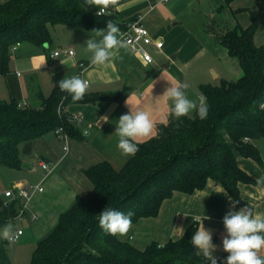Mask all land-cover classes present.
<instances>
[{"label":"crops","instance_id":"0c3cea01","mask_svg":"<svg viewBox=\"0 0 264 264\" xmlns=\"http://www.w3.org/2000/svg\"><path fill=\"white\" fill-rule=\"evenodd\" d=\"M8 1L0 0V3ZM77 1L93 13L98 11L89 5V0ZM106 10V16L122 26L141 20L149 36L163 42L161 50L153 46L147 49L153 58L152 64L145 63L129 48H121L108 65H92V54L86 50L85 41L100 37L79 27L56 25L67 27L64 38L52 40L44 47L21 43L17 52L12 53L9 72L0 75V104L15 101L21 108L40 107L42 100L59 89L58 81L64 76L79 75L89 80L86 94L121 93L116 101L65 107L69 115L83 117L81 124L73 123L82 137L70 138L68 152L63 151L62 144L54 133H50L20 145L21 169L0 164V193L28 190L37 185L43 188V193L33 194L26 203L24 216L16 219L21 225L17 231L21 230L23 234L7 251L11 264H30L37 243L54 230L60 216L78 197L91 192L92 184L85 174L87 170L108 163L120 171L131 159L132 156H124L118 150V137L114 134L118 118L129 112L125 105L128 98L138 107L150 111L156 123L154 134L144 143L157 136L159 128L167 124L171 115V101L166 102L161 97L170 86L166 79L187 82L190 86L187 94L195 99L201 95L203 86H219L242 77L239 61L230 57L215 41L216 33L223 34L236 27L247 28L254 14L258 24L254 42L264 47V2L232 0L226 4L225 0H173L165 4L163 0H118ZM67 50H72L74 56L62 54L50 58L54 52ZM79 63L86 64L81 74ZM164 71L165 78L162 76ZM194 115L195 112L186 117ZM103 116L108 117L107 123L100 118ZM234 134L257 149L252 142L259 144L261 139L264 140L249 129L236 128ZM41 162L51 165L49 173L41 169ZM238 165L255 181L253 185H239L245 206L264 215L263 162L257 164L252 159L239 158ZM225 193L214 182L191 195L175 193L164 201L156 217L140 220L119 238L139 250L152 243L165 245L182 238L190 226L196 224L198 228L199 224L192 218L200 217V223L212 231L213 243L217 245L213 255L223 259L228 255L222 250L223 217L229 210L243 208L236 206L233 209L230 196ZM0 199L4 200L3 196Z\"/></svg>","mask_w":264,"mask_h":264},{"label":"trees","instance_id":"16d2710c","mask_svg":"<svg viewBox=\"0 0 264 264\" xmlns=\"http://www.w3.org/2000/svg\"><path fill=\"white\" fill-rule=\"evenodd\" d=\"M232 0H225L230 4ZM257 4L264 0H255ZM111 20L119 29H127L114 18L97 16L77 0H9L0 3V75L9 72L11 49L29 43L37 47L50 44L48 25L79 27L95 33ZM257 21L247 28L236 27L215 34V41L228 55L236 58L242 69L240 79L219 86H203L208 115L201 120L176 119L172 114L155 138L138 145L139 151L120 171L108 163L85 172L92 190L78 197L63 213L54 230L37 243L30 264H209L197 255L191 237L197 225L190 226L182 238L165 245L152 243L139 250L119 235L106 234L99 227V214L106 208L134 212L132 225L158 215L164 201L175 193L191 195L209 182L222 187L236 206L244 207L239 185L255 181L238 165L239 158L261 164L259 150L234 134L236 128L249 129L264 138V47L254 42ZM59 89L40 107L19 108L11 101L0 104V164L21 169L20 145L34 141L64 127L70 138L82 137L67 116L58 115L63 101L72 104H96L116 101L121 93L86 94L79 102ZM18 201L4 205L0 199V231L17 219ZM7 241L0 239V264H11Z\"/></svg>","mask_w":264,"mask_h":264},{"label":"clouds","instance_id":"9594fccd","mask_svg":"<svg viewBox=\"0 0 264 264\" xmlns=\"http://www.w3.org/2000/svg\"><path fill=\"white\" fill-rule=\"evenodd\" d=\"M118 0H89V5L98 9L96 15H101ZM99 40L90 38L85 41L86 50L90 52L92 65L106 66L117 56L119 49L126 48L127 43L122 39L119 27L111 20L107 21L105 29H93ZM165 72L162 76L165 78ZM169 87L164 91L163 99L171 101V114L179 119L195 112L201 119H206L208 106L206 97L199 95L195 99L189 98L187 82L166 79ZM59 90L67 93L64 98L71 97L72 102L82 101L89 89V82L79 75L64 76L58 81ZM129 112L118 118L114 134L118 137L117 148L124 156H134L139 151L138 145L146 138H150L156 129V123L150 111L138 107L130 98L125 101ZM264 108V104L260 105ZM108 122V117H100ZM226 195V193H225ZM231 201L232 208L237 201ZM134 212L129 210L124 213L113 208L106 207L99 216V227L108 235L123 236L132 228V216ZM199 227L191 237V244L197 250V255H202L210 264H218V259L213 255L217 251V245L213 243L211 230L205 229L200 217L192 218ZM225 234L222 236V250L228 255L223 264H264V215L256 214L247 206L239 210H229L223 217ZM0 239L9 243H15L19 239V233L13 230L11 224L6 225L0 231Z\"/></svg>","mask_w":264,"mask_h":264},{"label":"built area","instance_id":"2783aa9c","mask_svg":"<svg viewBox=\"0 0 264 264\" xmlns=\"http://www.w3.org/2000/svg\"><path fill=\"white\" fill-rule=\"evenodd\" d=\"M173 0H163V3L167 4L172 2ZM97 13V12H96ZM108 14V11L105 10L103 14L97 15L99 17L105 16ZM120 34L122 36V39L127 43V47L129 48L132 52L140 55L142 59L144 60L145 63L147 64H152L153 63V58L148 52L149 47H155L157 50H161L163 48V42L159 40H154L152 39L146 28L142 25L141 20H137L133 22L127 29L123 30L120 29ZM20 46L19 43H17L12 49L11 52L15 53L18 50V47ZM62 54L68 56V57H73L74 52L72 50H67L64 52H54L52 55H50V58H58ZM78 68L81 70L80 74L83 73L84 69L86 68L85 63H79ZM89 82V80H87ZM90 86V82H89ZM264 104V102H263ZM19 108H21L20 105H18ZM264 110V108H262ZM58 115L62 117L63 115L67 116L68 121L71 123H76V124H81L83 122V117L81 115H69L65 111V107L63 106V101L61 102L59 108H58ZM54 135L56 139L62 144L63 146V151L68 152V142L70 140V136L68 135L67 131L65 130L64 127H59L54 131ZM245 143H248L247 140L244 141ZM40 167L43 171L45 172H50L51 171V165L46 162H41ZM35 193H43V188L39 185L35 187H31L28 190L26 189H20L15 191H6L3 194L0 193V197L3 196L4 198V205L7 206L10 202L13 201H18L21 205V209L19 211L17 219H21L24 214H25V205L26 203L30 200L31 196ZM19 233V238L22 236L23 232L21 230L16 231ZM19 240V239H18ZM17 240V241H18ZM16 241V242H17ZM15 242V243H16ZM7 243H9L7 241ZM10 244V243H9ZM224 258L223 259H218V264H223Z\"/></svg>","mask_w":264,"mask_h":264},{"label":"rangeland","instance_id":"374dc122","mask_svg":"<svg viewBox=\"0 0 264 264\" xmlns=\"http://www.w3.org/2000/svg\"><path fill=\"white\" fill-rule=\"evenodd\" d=\"M65 28H67V27H57V26L49 24L48 25V30H49L51 39L54 42H56L58 39L64 38L65 37V34H64L65 31L64 30H67ZM233 81H236V80H233ZM217 85H219V83ZM261 140L262 141H259V144L256 141L255 142L253 141L252 143L254 145H256L258 147L259 151H260V154H261V157H262V162H263V167H262L261 170L264 171V147L262 146L264 144V140L263 139H261ZM9 224H11L13 226V230L17 231L18 228H21L20 222L18 220L10 222L7 225H9ZM13 244H15V243H10V244L7 245V251L11 250V248H12L11 245H13Z\"/></svg>","mask_w":264,"mask_h":264},{"label":"water","instance_id":"95a60500","mask_svg":"<svg viewBox=\"0 0 264 264\" xmlns=\"http://www.w3.org/2000/svg\"><path fill=\"white\" fill-rule=\"evenodd\" d=\"M251 209V208H250Z\"/></svg>","mask_w":264,"mask_h":264}]
</instances>
